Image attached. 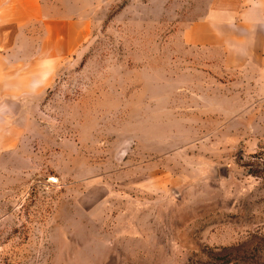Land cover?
Wrapping results in <instances>:
<instances>
[{"label": "rangeland", "instance_id": "rangeland-1", "mask_svg": "<svg viewBox=\"0 0 264 264\" xmlns=\"http://www.w3.org/2000/svg\"><path fill=\"white\" fill-rule=\"evenodd\" d=\"M37 3L0 21V264H264V67L184 39L212 0Z\"/></svg>", "mask_w": 264, "mask_h": 264}, {"label": "crops", "instance_id": "crops-1", "mask_svg": "<svg viewBox=\"0 0 264 264\" xmlns=\"http://www.w3.org/2000/svg\"><path fill=\"white\" fill-rule=\"evenodd\" d=\"M36 3L37 0H0V21L19 22L30 15L26 9L20 17L4 13L7 5L22 9L33 4V15H37ZM212 5L205 16L184 28V39L190 43L220 45L227 66L250 61L264 67V0H212Z\"/></svg>", "mask_w": 264, "mask_h": 264}]
</instances>
